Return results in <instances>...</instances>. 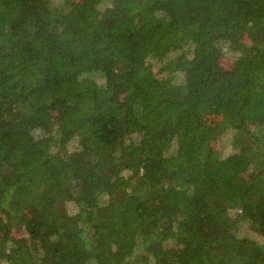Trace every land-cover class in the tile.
<instances>
[{"label": "trees", "instance_id": "1", "mask_svg": "<svg viewBox=\"0 0 264 264\" xmlns=\"http://www.w3.org/2000/svg\"><path fill=\"white\" fill-rule=\"evenodd\" d=\"M242 223L264 0H0V264H264Z\"/></svg>", "mask_w": 264, "mask_h": 264}, {"label": "rangeland", "instance_id": "2", "mask_svg": "<svg viewBox=\"0 0 264 264\" xmlns=\"http://www.w3.org/2000/svg\"><path fill=\"white\" fill-rule=\"evenodd\" d=\"M234 53L229 50L228 48H225V58H224V63L225 64H230L232 62V57H233ZM216 118H212L210 120V125L216 130L218 128V124H216ZM225 137L227 136H221L220 139L223 141L225 139ZM214 145H215V149L221 150L222 149V145H223V149L222 152L223 154H229L231 153L233 150H235V148L233 147V145L231 143H227V144H223L221 145L220 140L219 141H214ZM68 207L70 209L71 212H76L77 211V206L72 203L69 202ZM240 234L242 235H248V236H257V238H261L262 240H264V235L260 234V233H256V232H252L251 230H249V228L247 227L246 223H242L240 225Z\"/></svg>", "mask_w": 264, "mask_h": 264}]
</instances>
